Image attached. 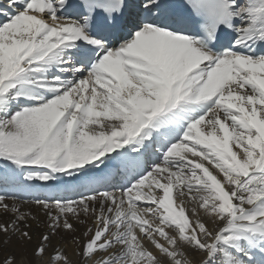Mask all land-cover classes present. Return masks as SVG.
<instances>
[{"label": "snow or ice", "instance_id": "snow-or-ice-1", "mask_svg": "<svg viewBox=\"0 0 264 264\" xmlns=\"http://www.w3.org/2000/svg\"><path fill=\"white\" fill-rule=\"evenodd\" d=\"M0 264H264V0H0Z\"/></svg>", "mask_w": 264, "mask_h": 264}, {"label": "bare ground", "instance_id": "bare-ground-1", "mask_svg": "<svg viewBox=\"0 0 264 264\" xmlns=\"http://www.w3.org/2000/svg\"><path fill=\"white\" fill-rule=\"evenodd\" d=\"M55 242V241H54ZM63 243V242H62ZM65 247L69 250V251H71V247H72V245H71V242L69 241L67 244H65Z\"/></svg>", "mask_w": 264, "mask_h": 264}]
</instances>
